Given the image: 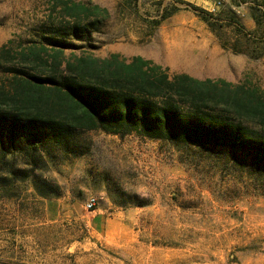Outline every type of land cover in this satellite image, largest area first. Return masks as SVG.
Returning a JSON list of instances; mask_svg holds the SVG:
<instances>
[{
	"label": "rangeland",
	"instance_id": "1",
	"mask_svg": "<svg viewBox=\"0 0 264 264\" xmlns=\"http://www.w3.org/2000/svg\"><path fill=\"white\" fill-rule=\"evenodd\" d=\"M233 1L223 6L252 33L249 4ZM216 2L0 0V49L8 54L2 61L12 58L10 65L21 68V53L30 57L49 26L73 23L64 9L96 5L108 19L88 41L71 42L76 47L64 59L140 56L170 74L264 93V54L254 59L221 49L192 10L212 13ZM172 6L175 13L152 28ZM257 7L264 22V4ZM198 61L207 66L186 67ZM5 78L0 74V83ZM80 142L86 154H59L42 172L55 190L48 200L31 180L15 181L9 199L0 192V264H264V195L245 176L213 166L194 149L136 136L90 132ZM90 198L98 203L88 212Z\"/></svg>",
	"mask_w": 264,
	"mask_h": 264
},
{
	"label": "trees",
	"instance_id": "2",
	"mask_svg": "<svg viewBox=\"0 0 264 264\" xmlns=\"http://www.w3.org/2000/svg\"><path fill=\"white\" fill-rule=\"evenodd\" d=\"M233 2L237 7L249 4L252 33L219 0L212 13L192 10L221 49L246 57L256 54L254 59H259L264 32L261 39L256 35L264 31V22L254 10L264 0ZM64 10L73 23L49 26L39 37L40 45L29 50L30 57L21 53V68L10 65L12 58L3 62L8 54L0 49V74L6 77L0 83V181H8L0 186L4 198L12 197L17 180H31L44 200L55 195L42 172L59 154H86L80 138L90 132L194 149L213 166L245 176L264 195L263 92L170 74L168 68L140 56L64 59V51L76 47L71 42L88 41L108 19L107 11L96 5L72 4ZM175 11L173 6L164 8L152 28Z\"/></svg>",
	"mask_w": 264,
	"mask_h": 264
},
{
	"label": "built area",
	"instance_id": "3",
	"mask_svg": "<svg viewBox=\"0 0 264 264\" xmlns=\"http://www.w3.org/2000/svg\"><path fill=\"white\" fill-rule=\"evenodd\" d=\"M219 2H224V0H219ZM98 203V200L96 198H90L87 200L85 204V209L88 212H91L95 209L96 205Z\"/></svg>",
	"mask_w": 264,
	"mask_h": 264
},
{
	"label": "bare ground",
	"instance_id": "4",
	"mask_svg": "<svg viewBox=\"0 0 264 264\" xmlns=\"http://www.w3.org/2000/svg\"><path fill=\"white\" fill-rule=\"evenodd\" d=\"M205 62H195V63H190L189 65H187L186 67H188V69L192 70V71H197L200 70L201 68H205L207 65L204 64ZM210 68V67H209ZM191 71V72H192ZM212 71V70H211Z\"/></svg>",
	"mask_w": 264,
	"mask_h": 264
}]
</instances>
